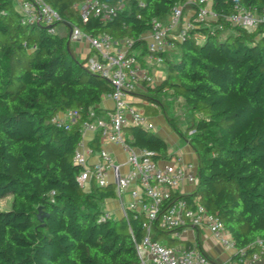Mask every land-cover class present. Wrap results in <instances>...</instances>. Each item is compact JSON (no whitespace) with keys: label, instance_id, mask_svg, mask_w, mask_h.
<instances>
[{"label":"trees","instance_id":"obj_1","mask_svg":"<svg viewBox=\"0 0 264 264\" xmlns=\"http://www.w3.org/2000/svg\"><path fill=\"white\" fill-rule=\"evenodd\" d=\"M43 1L69 26L90 36L129 38L141 48L153 21L183 0H99L125 8L110 21L89 17L86 23L73 7L81 0ZM234 5L264 14V0H210L218 21H192L176 43L177 55L164 56V79L146 87L142 98L161 106L158 98L169 92L188 107L192 120L184 132L161 110L196 157V186L179 198L196 199L216 215L234 248L248 247L250 255V245L264 241V27L248 31L223 21ZM14 6L0 0V198L12 196L9 209L0 211V264H135L132 238L144 236L142 218L100 219L101 203L115 197L112 186L79 188L81 167L73 155L80 126L64 131L49 123L68 109H80L82 119L88 109L99 113L109 85L84 67L88 57L75 58L67 37L22 23ZM222 29L230 33L220 39ZM127 131L129 146L168 157L155 133L136 126ZM91 146L99 149L97 135ZM161 237L168 234L154 232L153 239ZM195 245L203 252L197 239Z\"/></svg>","mask_w":264,"mask_h":264},{"label":"built area","instance_id":"obj_2","mask_svg":"<svg viewBox=\"0 0 264 264\" xmlns=\"http://www.w3.org/2000/svg\"><path fill=\"white\" fill-rule=\"evenodd\" d=\"M14 5L22 23L42 24L50 34H58L57 27L64 24L59 14L43 0H14ZM73 7L83 23L89 17L101 22L110 21L125 8L123 2L109 5L99 0H81ZM221 19L248 31L260 25L264 27V14L258 15L239 5H234L233 11ZM192 21L202 25L218 21V15L210 9V0H183L174 4L167 17L154 20L151 30L141 36V48H133V41L129 38L119 40L106 33L90 36L78 27L68 25V41L87 44L91 55L84 67L107 82L110 88L107 96L113 106L99 113L88 109L85 119H82L80 109L60 111L50 118L49 123L64 131L78 123L81 138L84 131H88L98 136L99 145L113 143L127 152L125 165L128 169L125 172L122 165L115 163L112 156L101 148L96 153V161L90 163L88 158L93 151H82L81 141L73 161L81 167L75 177L79 188L89 190L92 184L98 187L111 185L121 217L133 214L142 218L144 236L139 241L132 238L137 256L135 264H214L195 243L188 247H169L153 239L157 230L177 238L182 232L194 229L208 230L220 245L233 249L236 264H264V241L255 240L250 245L253 247L251 254L247 255L248 247L234 248L233 239L216 215L208 212L196 199L188 202L179 198L178 190L182 186L190 189L185 194L191 193L196 186V163L184 162L177 153L156 159L153 153L135 150L126 143L124 130L130 126L154 131V123L134 106L133 93L139 87L146 90V87L158 84L164 56L176 51V43L193 29ZM124 195L128 196L127 201H124ZM108 218H111L110 212L104 211L100 219Z\"/></svg>","mask_w":264,"mask_h":264},{"label":"crops","instance_id":"obj_3","mask_svg":"<svg viewBox=\"0 0 264 264\" xmlns=\"http://www.w3.org/2000/svg\"><path fill=\"white\" fill-rule=\"evenodd\" d=\"M186 16H188V13L186 14ZM57 32L59 35L66 37L68 34V25L66 23H64L63 25H59L57 27ZM229 33H230V31H229ZM229 33H227V34H229ZM227 34L225 35V37L227 36ZM71 43L74 44V47H71V50H72L73 55L75 56V58L77 60H79V59L83 60V59H85L91 55V52L89 51V48L85 42H84L85 46L83 47L84 53L81 52L82 48L80 49L77 46V43H82V42H70V45H71ZM82 55H83V57H82ZM174 55H175V51L169 52L166 54V56L168 58L173 57ZM159 71H161V70L159 69ZM164 77L165 76H164L163 71L159 72L158 84L164 79ZM145 93H146V90L144 88H142V87L137 88L135 90V92L133 93L132 102H133V104H145L146 106L148 105L150 107V111H148V113H145V112L144 113L154 123L155 129H154L153 133H155L157 136H159L161 139L164 140L161 133H165V132L170 133L173 130L165 121V119L162 115V112H158L159 105L156 103H152L156 106V107H154V106H152V104L148 103L145 98H142V95H144ZM101 103L97 106V108L100 111L110 110L113 106L112 101L108 98L107 95H105L103 97ZM160 110H162V109L160 108ZM152 112H155V113H152ZM124 135H125L126 139L130 138V135H129L127 129L124 130ZM93 138H94V135L88 131H84L82 138H81L82 151H85L86 149H91L93 151L92 155L89 156V158H88L90 163L96 161V159H97L96 153L98 151V150L94 149V147L91 146V142H92ZM171 141H173V139H171ZM164 142H165V140H164ZM166 145H167V143H166ZM99 148L107 151L112 156L115 163L122 165V171L123 172L127 171L128 168L125 165L126 158H127V152H125L120 145L113 144V143H101L99 145ZM134 149L137 150V148H134ZM172 150H173V152H170L168 150V146H167L168 156L177 153L182 157L184 162L196 163L195 154L185 140H184V145L175 146ZM189 190H190L189 187L185 185V186H182L178 190V193H179V195H182V194L187 193ZM123 199H124V201H127L128 196L124 195ZM102 205H100L102 212L108 211V212H110V214L112 212H114L118 216L116 219L121 218V214H120V210H119V204H118V201L115 197L113 199L104 200L102 202ZM163 238H165V237H163ZM177 238H181L180 242L182 244H175V246H180V247H186V245L190 246L191 244L195 243V240L197 239L203 253L214 263H216V264H236V259H232V256L234 255V250L224 248L222 245H220L218 243V241L206 229H194L193 231L186 230V231L182 232L179 235V237H177ZM177 238H171L168 235V239L171 241L176 242V241H178ZM165 239L168 240L167 238H165Z\"/></svg>","mask_w":264,"mask_h":264},{"label":"rangeland","instance_id":"obj_4","mask_svg":"<svg viewBox=\"0 0 264 264\" xmlns=\"http://www.w3.org/2000/svg\"><path fill=\"white\" fill-rule=\"evenodd\" d=\"M210 24L214 25V22H211ZM229 31H230L229 29H222L220 34H219V38L223 39L225 37V35L227 33H229ZM77 46L80 49L82 48L81 52L84 53V51H83V47L85 46L84 42L77 43ZM70 47H74V44L71 43ZM176 55L177 54H175V56ZM82 57H83V55H82ZM103 97H102V99H103ZM102 99H101V102H102ZM158 99L161 102V106L159 105L158 112H161L160 108H162V110H164L166 112V114L170 118L173 119L174 123L177 125V127L182 132L186 131V129L188 128V126L191 123L192 116H191L190 110L188 109L187 106H185L184 102L180 98L176 97L175 95H173V94H171L169 92L166 93V94L160 95V97ZM134 106L137 109H139V110H141V111H143L145 113H148V111H150V107L148 105L146 106L145 104H134ZM161 134H162L165 142L167 143L168 150L170 152H173L172 149L175 146L184 145V140L182 138L178 137L176 135V133L173 132V131H171L170 133H166L165 132V133H161ZM171 139H173V141H171ZM11 199H12L11 195H6L5 197H1L0 198V211H6V210L9 209ZM101 205H102V203H101ZM117 217L118 216L114 212L111 213V218L112 219H116ZM177 239H178V241L175 242V241L166 240L165 238L161 237L159 239V241L164 242L169 247H174L175 244H182L180 242L181 238H177Z\"/></svg>","mask_w":264,"mask_h":264},{"label":"water","instance_id":"obj_5","mask_svg":"<svg viewBox=\"0 0 264 264\" xmlns=\"http://www.w3.org/2000/svg\"><path fill=\"white\" fill-rule=\"evenodd\" d=\"M45 214L42 211V207L37 208V219L41 222L44 218Z\"/></svg>","mask_w":264,"mask_h":264}]
</instances>
